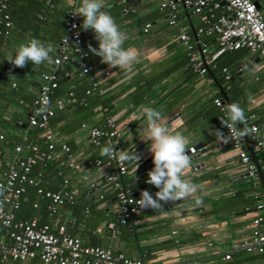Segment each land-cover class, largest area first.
I'll return each instance as SVG.
<instances>
[{"label": "crops", "instance_id": "1", "mask_svg": "<svg viewBox=\"0 0 264 264\" xmlns=\"http://www.w3.org/2000/svg\"><path fill=\"white\" fill-rule=\"evenodd\" d=\"M159 1L139 0L124 5L120 0H105L103 10L109 12L127 34L124 47H132L138 53L139 62L132 75L101 63V58L89 50V45L98 46L94 31L84 30L82 17L76 15L80 21L82 48L87 52L83 62L90 66V73L80 74L73 57L59 67L65 68V90L79 93L84 85L91 87L94 82L95 97L86 105L70 101L67 90L52 98V101L61 99L63 108L55 114L58 119L41 129L26 126L25 116L32 109L39 75L50 71L54 65L37 66L29 62L19 68L5 59L9 52L14 54L16 47L30 38L52 44L55 52L65 16L70 10L76 13L80 0H56L42 17L38 14L43 0H9L11 27L7 36L0 39V133L5 139L0 141V159L10 157L15 144L24 146L29 141L44 150L42 136L46 131L68 145L69 160L63 154L51 159L53 166L46 168L42 181L48 190H57L61 181H56L52 171L63 168L64 176L76 189L75 200L79 207L60 205L51 218L40 217L34 207L30 216L36 215L40 222L50 223L71 219L66 223L67 231L85 243L109 247L144 264H264V251L259 252L251 242L253 231L264 229V224L256 226L251 222L257 215L264 216V208H256V204L264 203V190L257 174H245L238 150L230 146L221 123L226 117L227 105L223 103L220 109L213 103L214 98L221 97L220 87L230 103L240 104L247 115V123L242 126L249 129L250 122L254 121L261 133L259 137L255 134L247 137L259 164H264V59L245 49L227 51L218 60L220 67H216L217 62L209 60L210 54L221 51L216 49L214 36H195L198 17L180 5L175 23L169 25L167 11L159 8ZM254 1L264 16V0ZM181 32L189 35L203 60V74L197 73L189 63L187 51L178 39ZM199 42H205L204 51ZM222 67L230 75V91L224 89ZM144 105L161 112L159 123L172 131L183 132L189 140L188 147L206 146L189 153L191 166L185 170L186 178L199 187L191 198L164 204L161 210L138 208L121 224L114 191L105 180L106 156L100 154L107 145L91 143L79 122L104 128L105 118L113 117L120 131L117 151L128 150L141 157L136 170L135 160L125 163L126 171L119 178L121 189L133 197H140L141 190L154 195L158 189L146 183L147 173L153 167L148 150L150 142L142 141L138 133L146 126L144 119L137 118ZM251 114L254 120L248 119ZM16 121H22V126L18 127ZM95 159H100L101 163L95 164ZM88 160L92 162L87 163ZM90 182L95 189L88 195ZM197 197L203 198L200 206H194ZM0 236L7 240L4 230L0 231ZM0 264L42 263L32 258L6 260Z\"/></svg>", "mask_w": 264, "mask_h": 264}, {"label": "built area", "instance_id": "2", "mask_svg": "<svg viewBox=\"0 0 264 264\" xmlns=\"http://www.w3.org/2000/svg\"><path fill=\"white\" fill-rule=\"evenodd\" d=\"M53 1L43 0V7L51 8ZM137 1L139 0H120L124 5ZM180 5L189 8L191 13L198 17L199 25L195 28V36H214L217 50L245 49L264 59V16L254 0H160L159 8L167 11L169 25L175 23L177 7ZM7 7V0H0V35L6 34L11 27ZM79 22L75 12L72 10L67 12L64 31L59 36L52 64L58 66L71 56H76L79 60V71L86 73L90 70V66L83 62L87 52L82 48ZM146 27L147 25L143 28L144 31ZM178 39L187 51L191 66L197 73L203 74L205 72L203 60L198 56L189 35L181 32ZM199 43L203 46L201 51H204L205 42ZM218 54V52L214 55L210 54L209 60H215ZM221 72L223 80L227 82L230 79L227 69L222 67ZM56 86V73L45 71L39 75L36 94L32 99V109L25 116L26 126L45 129L48 119L57 111L62 110L63 101L61 99L52 101L51 99V92ZM94 88L95 83L93 82L84 93L87 94L90 89ZM228 88L229 85L226 83L224 89ZM67 98L74 101L71 92H68ZM45 101L48 102L47 107H44ZM213 103L220 109L223 108L221 97L214 98ZM249 118L254 120V114L249 115ZM16 125L21 127L22 121H16ZM79 127L87 133L91 143L98 144L99 139L103 137L106 145H114V148L117 149L116 144L120 137V131L113 117L105 118L103 129L85 122L80 123ZM249 129H257L254 121L250 122ZM225 132L230 146L238 150L237 156L239 162L245 166V174L255 176V165L244 147L243 137L238 138L237 133L233 132L231 128L225 127ZM42 138L45 143L44 150H40L35 143L30 141L24 146L15 144L13 154L3 162L5 167L0 178V225L5 231L7 240L0 236V263L6 260L25 261L38 258L42 264H144L142 260L128 258L121 252L112 251L109 247L85 243L81 238L70 234L67 231L66 223L71 219L62 223H50L49 221L40 222L36 215L26 218L15 217L14 212L20 206L19 198L24 192L25 186H32L35 194L39 198L45 199L48 218L56 213L60 205H69L74 202L76 189L70 184L67 176H64L59 188L52 191L39 186L35 177L30 174L31 166L37 162L44 165L59 154L65 155L67 160L70 158L69 146L55 139L51 132H44ZM0 141H5L1 133ZM189 148L191 149L190 153H194L197 150L205 149L206 146L200 145L198 148L190 146ZM90 162L92 161H87V163ZM94 163L100 164L101 160L95 159ZM104 163L108 165L105 180L114 191L120 214L119 222L124 224L139 208L134 202L139 197H133L121 189L119 178L126 171V165L119 161L118 155L115 158L106 156ZM261 170L264 174V166L261 167ZM94 189V183L90 182L88 195H91ZM32 206L36 207V202ZM256 208H264V203L256 204ZM251 222L256 226L264 224V216L257 215ZM251 242L259 252H263L264 231L255 229ZM247 248L250 249V245H247Z\"/></svg>", "mask_w": 264, "mask_h": 264}, {"label": "clouds", "instance_id": "3", "mask_svg": "<svg viewBox=\"0 0 264 264\" xmlns=\"http://www.w3.org/2000/svg\"><path fill=\"white\" fill-rule=\"evenodd\" d=\"M106 7L105 0H80L76 15L82 17L81 27L84 30L92 29L98 46L89 50L101 58V63L109 67H116L124 71L126 75L134 74V66L139 62L137 51L132 47H124L127 34L117 24L113 16L103 10ZM67 39V37H66ZM68 40V39H67ZM54 47L52 44H45L40 39L30 38L20 43L15 53L9 52L7 60L15 67L23 68L29 62L33 65H51L53 63ZM48 106L45 101L44 107ZM226 117L221 123L237 133V137H244L250 134L260 136L259 129H238L237 125L247 123L245 110L237 102L229 103L224 109ZM138 119H144L146 126L139 130V137L142 141L150 142L148 150L151 153L153 167L147 173L146 183L153 185L158 191L150 193L141 190L139 199L134 202L141 210H161L163 205L174 203L191 198L198 191V185L186 178L185 170L191 166V149L188 147L189 140L183 132L172 131L164 124L159 123L161 112L153 107L141 106ZM223 137V133L217 130ZM102 156L115 158L127 163L135 160V170L141 157L128 150H119L114 145L104 146L100 153ZM101 172L103 173L102 169ZM203 203L202 197H197L194 206Z\"/></svg>", "mask_w": 264, "mask_h": 264}, {"label": "trees", "instance_id": "4", "mask_svg": "<svg viewBox=\"0 0 264 264\" xmlns=\"http://www.w3.org/2000/svg\"><path fill=\"white\" fill-rule=\"evenodd\" d=\"M55 1L56 0L53 1V5H54ZM7 2H8L7 12L9 14V16H10L11 10H10V7H9V0H7ZM41 5L42 6H41V9L39 10L40 12L38 14V17H42L43 16V13L46 10L50 9V8H44L43 7V3ZM41 10H42V12H41ZM10 20H11V16H10ZM63 31H64V27H63ZM7 34H8V31H7L6 34H4V33L1 34L0 35V39L2 37L5 38L7 36ZM227 51L228 50L221 51L219 53V56L216 58V60H213V61L217 62L216 65H215L216 67H220V65L218 63V60L220 59L222 53H227ZM238 51H241V49L231 50V51H228V52H238ZM72 57L74 58V63H76L77 69L79 71V66H78L79 60H78V58L76 56H71V58ZM59 66L60 65L54 66L50 70V72H54L57 75V86L51 92V99L54 98V97H57L58 95L63 94V92H65L67 90V89L65 90L64 84H63L64 80L66 79V74L64 73L65 68H61ZM79 73L82 74V75H87V73L88 74L90 73V70L88 72H86V73H81L79 71ZM229 81H230V79L227 82L225 81V84L227 83L229 85ZM87 88H90V85H84V87L81 89V92H79V93H76V91H74L73 89L72 90H67V93L68 92H71L72 97L74 98V101L73 102L79 103V105H81L82 103H84V105H86V104H89V102L91 101V99L95 97L93 95V91L94 90H92V89H90L89 93H87V94L84 93V91ZM228 90L229 91L232 90L230 88V85H229ZM75 96H76V98H75ZM102 105H104V104H102ZM57 112H59V111H57ZM55 114L48 119L47 124L50 123V122H52V121L54 122V120L58 119V117L56 118ZM80 123H82V122H79V124ZM101 129H103V128H101ZM100 142H105L103 137L99 139L98 144ZM44 146H45V143H44ZM4 161L5 160H2L1 159V164H0V178H1V173L4 170V167H5L3 165V162ZM53 163H54L53 161H51V162L50 161H47L44 165H42L39 162H37L36 164H34V165L31 166L30 174L35 177V179L37 180L39 186H42L43 188L48 189L47 186L42 181V179H43V176L45 175V170H47L46 168H51L53 166ZM260 166L263 167L264 164H262ZM62 169L60 170L59 168H54L53 171H52L53 174L55 175V178H57L56 179L57 182L62 181V179L64 178V174H63L64 171ZM69 181H70V179H69ZM50 189L53 190V189H56V188H50ZM19 200H20V206L14 212L16 218H26V217H30V215L34 212V207H32V203L35 202V201H36V204H37V206L35 207V208H37L36 209V212H38V214H40V217H42V218H43V216L46 215V210H45L46 201H45V199H43L44 201L38 199L37 195L34 192V188L32 186H25L24 192L21 194ZM69 205L72 206V207L74 206V208H75L79 204H76V200H75V197H74V202L72 204H69ZM1 230H4V229L0 225V231ZM263 231H264V229H263Z\"/></svg>", "mask_w": 264, "mask_h": 264}, {"label": "water", "instance_id": "5", "mask_svg": "<svg viewBox=\"0 0 264 264\" xmlns=\"http://www.w3.org/2000/svg\"><path fill=\"white\" fill-rule=\"evenodd\" d=\"M256 6H257V4H256ZM219 89H220V93H221V97H222L221 98L222 102L225 103L226 105H228L230 102L227 100L225 92L220 87H219ZM237 127L239 129H243L244 128L242 125H239V124L237 125ZM243 142H244V144L246 146V149H247L248 153L251 156L252 162L255 165L256 174H257V176H258V178H259V180L261 182L262 188L264 190V174L262 173L261 166H260V164L258 162V159H257V157H256V155H255V153L253 151L252 146H251L252 142L249 141L247 136L243 137ZM199 146L200 145L198 144L197 146H195V148H198ZM119 216H120V214L118 213V220H119ZM263 245H264V242H263Z\"/></svg>", "mask_w": 264, "mask_h": 264}]
</instances>
